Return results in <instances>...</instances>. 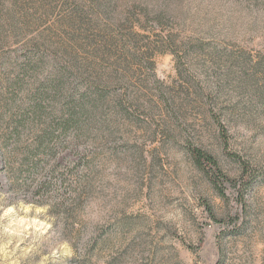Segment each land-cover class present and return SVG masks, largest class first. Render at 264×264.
Masks as SVG:
<instances>
[{"label": "rangeland", "instance_id": "rangeland-1", "mask_svg": "<svg viewBox=\"0 0 264 264\" xmlns=\"http://www.w3.org/2000/svg\"><path fill=\"white\" fill-rule=\"evenodd\" d=\"M2 118L0 264H264V0H0Z\"/></svg>", "mask_w": 264, "mask_h": 264}, {"label": "trees", "instance_id": "trees-1", "mask_svg": "<svg viewBox=\"0 0 264 264\" xmlns=\"http://www.w3.org/2000/svg\"><path fill=\"white\" fill-rule=\"evenodd\" d=\"M214 120L217 124L218 130H219V136L223 144L227 145L228 143V132L223 124V122L217 117L213 116ZM27 122H21V121H8L6 118L0 119V129L6 128L8 130H11V135L13 139H19L20 132L27 129ZM41 142L37 145L39 147ZM189 154L195 164V166L203 172L206 177L209 179V181L212 183L214 188L219 192V194L223 197H225L224 192V185L229 184L232 185L236 190H241L244 188V185L239 181H234L230 179L219 166V163L217 160L204 151L203 149L190 145L188 148ZM40 162L34 161L32 162L28 168L29 172H38L41 169ZM25 167V166H24ZM240 185V186H239ZM240 187V188H239ZM210 215L213 221L216 223H221L220 220L214 215L211 209H209Z\"/></svg>", "mask_w": 264, "mask_h": 264}]
</instances>
